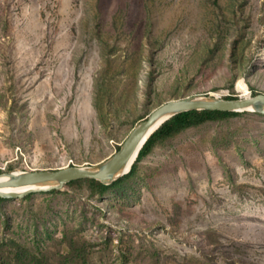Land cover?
I'll return each mask as SVG.
<instances>
[{
	"label": "rangeland",
	"instance_id": "374dc122",
	"mask_svg": "<svg viewBox=\"0 0 264 264\" xmlns=\"http://www.w3.org/2000/svg\"><path fill=\"white\" fill-rule=\"evenodd\" d=\"M250 87L264 0H0V172L97 164L159 105ZM11 239L53 264H264V115L185 129L103 195L4 199Z\"/></svg>",
	"mask_w": 264,
	"mask_h": 264
},
{
	"label": "water",
	"instance_id": "95a60500",
	"mask_svg": "<svg viewBox=\"0 0 264 264\" xmlns=\"http://www.w3.org/2000/svg\"><path fill=\"white\" fill-rule=\"evenodd\" d=\"M190 110L248 111L264 115V93L251 95L249 92L236 98L196 94L169 100L141 119L119 144L118 150L97 164L0 172V197L24 198L35 192L59 190L67 182L77 179L89 178L106 185L111 184L128 173L124 172L128 162L135 152V157L137 156L153 131L172 116Z\"/></svg>",
	"mask_w": 264,
	"mask_h": 264
},
{
	"label": "trees",
	"instance_id": "16d2710c",
	"mask_svg": "<svg viewBox=\"0 0 264 264\" xmlns=\"http://www.w3.org/2000/svg\"><path fill=\"white\" fill-rule=\"evenodd\" d=\"M240 88V87H239ZM251 90V95L258 94L253 88H249ZM239 90V89H238ZM241 91V90H239ZM244 92V89H243ZM240 95H242V93ZM220 97L223 98H236L238 96L230 94V95H221ZM243 112H235V111H216V110H190L178 113L168 120L164 121L155 131H153L150 136L147 138L145 143L140 148L133 164L131 165L130 170L128 173L121 176L116 181L112 182L111 184H103L95 179H77L67 182L66 185H73V184H81L84 183L88 186L89 190L93 194L103 195L105 194L111 187L115 186L116 184L121 183L123 180L131 177L136 168V164L141 161L144 157H146L152 150V148L170 137L175 136L176 134L184 131L185 129L197 127L207 122L222 120L229 117H233L239 115ZM144 117V116H143ZM141 117V118H143ZM119 148V147H118ZM117 148V149H118ZM58 190H51L49 193H55ZM25 196V198H28ZM5 198L0 197V201H3ZM11 246L8 247L11 251H2L0 246V264H53L50 261L42 258L41 256L35 255L30 249V247L26 243L17 242L14 239H11ZM10 244L9 242H3L2 245L6 246ZM75 245H70V249H68L69 255L74 252ZM68 255V254H67ZM71 256V255H70ZM69 260V259H68Z\"/></svg>",
	"mask_w": 264,
	"mask_h": 264
},
{
	"label": "bare ground",
	"instance_id": "6f19581e",
	"mask_svg": "<svg viewBox=\"0 0 264 264\" xmlns=\"http://www.w3.org/2000/svg\"><path fill=\"white\" fill-rule=\"evenodd\" d=\"M243 96V95H242ZM154 129V128H153ZM136 153V152H135ZM135 153H134V155L131 157V159H130V161L128 162V165H127V167H126V169L124 170V172H127V171H129L130 170V168H131V165L133 164V162H134V158H136L135 157ZM14 172H18L17 170H14Z\"/></svg>",
	"mask_w": 264,
	"mask_h": 264
},
{
	"label": "built area",
	"instance_id": "2783aa9c",
	"mask_svg": "<svg viewBox=\"0 0 264 264\" xmlns=\"http://www.w3.org/2000/svg\"><path fill=\"white\" fill-rule=\"evenodd\" d=\"M225 93H219V94H216V96H221V95H224Z\"/></svg>",
	"mask_w": 264,
	"mask_h": 264
}]
</instances>
